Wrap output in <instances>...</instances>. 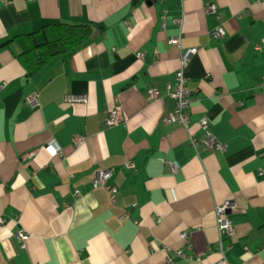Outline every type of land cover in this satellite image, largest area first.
<instances>
[{
	"label": "crops",
	"instance_id": "0c3cea01",
	"mask_svg": "<svg viewBox=\"0 0 264 264\" xmlns=\"http://www.w3.org/2000/svg\"><path fill=\"white\" fill-rule=\"evenodd\" d=\"M54 23L93 29L28 75L15 38L39 32L42 43ZM218 27L223 38L211 35ZM176 36L198 50L184 71L188 129L164 121ZM0 86V264H167L171 253L172 264H264V0H0ZM69 94L87 103L66 104ZM115 108L123 121L104 127ZM202 119L225 151L191 144L204 138ZM102 170L115 203L93 187ZM226 202L235 235L222 260L216 210Z\"/></svg>",
	"mask_w": 264,
	"mask_h": 264
},
{
	"label": "built area",
	"instance_id": "2783aa9c",
	"mask_svg": "<svg viewBox=\"0 0 264 264\" xmlns=\"http://www.w3.org/2000/svg\"><path fill=\"white\" fill-rule=\"evenodd\" d=\"M162 1V0H157ZM207 14L216 13L217 7L215 5H211L205 8ZM180 23V21H177ZM215 38H223L225 35V31L223 28L218 27L214 30L211 34ZM169 43L175 46L181 52V60H180V68L176 72L175 82L172 84H168L166 87L167 95L174 100V109L173 111L164 118L165 123L167 124H178L182 127L188 129L190 125V116L188 114V108L191 101V95L189 90L187 89V78L184 75V71L187 68L191 58L197 54V48H187L184 49L182 47L181 36L172 37L169 40ZM138 57L143 60L145 58L144 53L138 54ZM3 86H0V92ZM160 97V92L157 88H150L148 91V98L150 100H155ZM38 98L39 94L37 92L32 93L27 98V103L32 108L38 107ZM64 102L66 104H86L87 97L84 95H75L69 94L66 95L64 98ZM122 116L120 114L119 109L115 108L109 110L104 119L103 125L104 127H113L122 122ZM199 127L204 131V138L202 141H199L198 138L194 135H190L191 144L198 148L200 144L204 145L205 149L210 151H225L226 146L218 141L214 135L211 133L209 127V121L207 119H202L199 122ZM83 142L82 138L76 137L73 139V143L75 145H80ZM47 148L54 154L55 156L61 155V148L58 144L54 141H51L47 144ZM35 152H31L27 155V157H32ZM169 169L173 173L178 172V166L175 162H167ZM126 167L129 169H135V165L131 162L126 163ZM112 177L111 170H102L96 173V176L93 180V187H104L106 188L110 199L113 203L117 201V193L118 187L115 185L110 184V179ZM76 196L78 192H75ZM232 206L231 203L226 202L224 205L219 206L216 210L217 215V229L219 234V243H218V250L222 256V260H224V247L222 245L223 238L233 237L235 235V228L234 225L229 217V212ZM4 224V219L0 217V226ZM17 237L20 241H25L28 237L23 231H20L17 234ZM181 238L183 240H187L188 235L186 233L181 234ZM168 253L171 251L170 249L167 250ZM175 256L181 257L183 259L190 258L187 256L182 250H177L174 252ZM172 253L168 256L167 264H172Z\"/></svg>",
	"mask_w": 264,
	"mask_h": 264
},
{
	"label": "trees",
	"instance_id": "16d2710c",
	"mask_svg": "<svg viewBox=\"0 0 264 264\" xmlns=\"http://www.w3.org/2000/svg\"><path fill=\"white\" fill-rule=\"evenodd\" d=\"M92 29L91 24L54 23L46 25L41 30L44 36L42 43L36 41L39 32L15 38L19 50L17 58L28 75H32L45 67L53 57L67 53L86 41Z\"/></svg>",
	"mask_w": 264,
	"mask_h": 264
}]
</instances>
